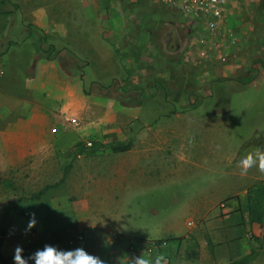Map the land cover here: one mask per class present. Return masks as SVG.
Wrapping results in <instances>:
<instances>
[{
	"label": "crops",
	"instance_id": "crops-1",
	"mask_svg": "<svg viewBox=\"0 0 264 264\" xmlns=\"http://www.w3.org/2000/svg\"><path fill=\"white\" fill-rule=\"evenodd\" d=\"M36 1L32 0L28 5L38 6L39 4L33 5ZM40 1L43 2L39 5L43 8L42 14L40 20H34V23L42 29L50 43L48 48L53 47L51 43L58 38L61 31L67 34L66 29H71L72 45L75 50L70 51L66 47L58 48L54 45L52 48L54 52L50 54L53 57L36 59L33 83L31 79L25 80L27 86L32 85V89L29 90L30 100L25 101L28 111H25L24 122L3 131L4 141L0 143V150L10 151L8 159L10 166L19 167L25 163L26 168H37L31 171L37 176H42L50 158L60 156L65 170L61 173L64 174L61 181L65 183L63 193L53 196L44 194L33 201L31 207V212L36 213L35 227L48 235L49 244H59L64 237L61 232L77 228L87 233L84 242L87 246L107 249H117L120 246V249H125L132 243L136 248L141 247L142 240L145 239L126 238L124 232L114 229L115 218L111 214L113 211L107 209L105 205L110 206L118 197H129L131 193L143 189L145 184L159 183L162 175L176 176L184 163L200 164V167L208 168V153L210 149H214V144L210 143L208 138L209 129L198 128L194 136L199 137L192 139L185 122L167 120L158 123V115L154 114L150 118L147 117L150 121L146 123V119H141L142 111H137V116H134V119L139 120L136 128L129 126L131 123L127 125L124 122L122 128L116 130L98 127L102 121L95 119L90 122L88 129L81 125L78 129L60 130L54 134L56 131L51 133L49 130V120L57 117L63 119L68 114L81 113L83 110L82 115L91 110L95 111L94 105L88 104L114 102L112 96L97 97L94 94L97 92L96 89L91 90V95L84 94L82 90L84 75L79 74L84 62L76 57L79 54L76 41L89 42L90 38H98L104 41L103 48L110 49L108 39L113 38L114 44L119 41L122 51L130 49L127 55L130 59L126 58V62L130 63L129 71L124 75V79H118L115 86L117 88L124 87L125 84L136 86L138 93L131 95L136 110H139L145 103L142 98L143 89L140 90V87H153L156 84L163 86L168 74L172 76L171 72L175 69L180 71L183 67L186 69L190 67L193 51L187 47V37L191 29L198 32L196 28L201 27L200 21L183 10L166 9L157 0ZM67 6L71 7L69 17L52 16L46 11L50 7ZM98 11L101 13L98 14ZM81 21L88 22L90 35L87 36L81 30ZM182 23L187 27V31L180 34L179 25ZM81 32L83 33L80 34ZM206 33L216 41L204 38L202 32L194 33L193 36L204 46L206 43L210 45V54L216 55L218 62H209V54L206 53L205 56L203 48L200 55L206 60L201 62V69L215 70L218 76L215 79H204L198 93H209V90H204L202 86L205 84L209 88L213 87L212 83L215 81L217 93L227 92L229 89L241 91L247 86L242 81L245 75L243 78L240 75V78L235 72H245L250 77L256 72L264 71V0H225L223 19L218 23L216 30H206ZM45 52V48L39 51L42 56L46 54ZM148 67L154 73H151ZM250 84H254V79ZM111 86L112 83L104 86L96 82L91 84L94 88ZM127 98L128 93L117 99L127 101ZM33 101H40L42 105L34 106ZM190 101L194 99L190 98ZM38 107H41L44 113L34 112ZM86 116L89 115H84V118ZM108 116L107 114L106 117ZM87 139L90 145L87 144ZM113 140L130 142L131 146L123 151L105 150L106 145ZM189 149L190 153L204 150L205 158L193 160L187 154ZM230 163L233 162L226 159L220 161V166L228 169L224 172L232 175V178L225 181V187L218 185L210 187L208 181L202 178L205 186L202 185L200 191L191 196L189 204L185 207L186 213L192 218L185 220L175 218L168 225V230L173 232L171 236L190 234L199 242L201 256L190 259L188 264H228L249 253L252 247L255 248L256 245L259 247L263 240L258 224L249 220L245 209V194L250 186L264 181V172L254 165L242 173L239 159L235 165L231 166ZM48 184L50 183L44 180L41 187ZM53 189L61 190L58 187ZM104 200H107V203ZM66 201L70 203L68 210L61 204ZM52 208H61L58 212L61 215L68 211L69 216L74 218L76 227L74 223H70L69 226L62 225L58 228L53 227V222L44 221L43 219L50 217L47 213H51ZM184 226L187 231L180 234ZM239 230H243L247 239L243 245L238 243ZM51 232L60 233L59 242H51L49 239ZM112 232L119 233L116 239H112ZM204 236L214 245L213 250L218 249L220 255L223 251L226 257L214 254L213 258L208 255L207 258L212 260L206 263L202 259L207 242ZM106 254L103 257L108 260Z\"/></svg>",
	"mask_w": 264,
	"mask_h": 264
},
{
	"label": "rangeland",
	"instance_id": "rangeland-1",
	"mask_svg": "<svg viewBox=\"0 0 264 264\" xmlns=\"http://www.w3.org/2000/svg\"><path fill=\"white\" fill-rule=\"evenodd\" d=\"M31 1L8 0L6 3L0 2V143L4 141L3 131L24 122L25 111H28L25 101L30 100L29 90L32 89V85L31 87L27 86L25 80L31 79V83H33V77H35L34 62L36 59L53 57L50 54L54 52L52 49L54 45L58 48L61 46L66 47L70 51L75 50L72 45L73 31L71 29H66L68 30L67 34L61 31L57 36L58 38L51 43L53 47L48 48L50 43L46 40L42 29L34 23V20H40L43 8L39 5H42L43 2L37 0L33 5L39 4L38 6H29L28 4ZM164 7L172 10L175 8L180 11V8L176 6ZM69 10H71V7L68 6L46 9L47 14L49 11L52 16L56 17H69ZM99 13L101 11H98ZM102 13L104 12L102 11ZM79 19L81 20V17ZM114 24L116 25L117 22H114ZM200 25L201 27L196 28L198 32L191 29L187 37V47L193 51L190 67L187 69L183 67L180 71L175 69L171 72L172 76L168 74L163 86L156 84L153 87H140V90L143 89L142 98H144L145 103L139 110H136V104L132 101V95L138 93V89H135L136 86L125 84L124 87H120L121 89L115 86L118 79H124V75L129 71L130 63L126 62V58L130 59L127 56L130 49L126 50L127 53H125L120 49L119 41L113 43V38L108 39L110 49L103 48L104 41L98 40V38H90L89 42L79 40V43L75 40L79 49V54L76 57L84 62L79 72L80 75H84V78H82L84 94L91 95V90L96 89L97 92L94 94L97 97L112 96L114 102L88 104L89 106L94 105L95 111L90 109L91 112L88 110V113H84V115H89L86 118L82 115L84 110L81 113L68 114L63 119L61 117L51 118L49 120L51 133L56 131L54 133L56 134L60 130L70 131L72 128L78 129L81 125L88 129L90 122L92 123L95 119L102 121L98 125L101 128L120 129L124 122L127 125L131 123L129 126L136 128L139 125V120L134 119V116H137V111H142L140 116H142L141 119H146V123L150 121L147 120V117L150 118L154 114L158 115V123L167 120L178 121V123L185 122L192 139L199 137L198 135L194 136L195 130L198 128L209 129L208 138L210 143L214 144V149H210L208 153L209 169L200 167V164L184 163L176 176L162 175L159 183L145 184L143 189L131 193L129 197H118L111 202L113 204H110V206L105 205L107 209L113 211L111 214L115 218L114 229L124 232L127 235L126 238L145 239L142 240L141 247L136 248L135 245L130 243L125 249H120L119 246L117 249L109 248L111 251H108L107 248L87 246L84 243L87 239L85 230L73 228L64 233L61 232L64 237L56 245L58 248L69 250L82 247L89 254L103 261V264H130L138 256L147 260L149 264H153L157 257L162 258L160 264H188L190 259L201 256L200 245L195 240L194 235L171 236L173 232L171 233L168 230V225L175 218L178 220L192 218L186 213L187 209L185 207L189 204L191 196L199 192L202 185L205 186V183L201 181L202 178L208 181L210 187L217 185L225 187V181L232 178V175L226 171L224 172L228 169L220 166L221 159L232 161L233 163H230L232 166L244 154L251 153L255 155L257 152H264V71L256 72L250 77L245 72H235L237 77L245 75V79L242 81L247 86L241 91L229 89L227 92L217 93L215 91L217 82L215 81L212 83L213 87L210 86L209 88L205 84L202 86L204 90H209V93H198L200 84L204 79H215L218 76L215 70L201 69V62L206 60L205 57L200 55L203 48L204 55L209 54V62H218V58H216V55L210 54L211 47H209V44L206 43L204 46L193 36L194 33L202 32L201 35L204 38L211 39V36L206 33V29L202 27V22H200ZM179 26L180 34L187 31L184 23ZM81 30L87 36L90 35L88 22L81 21ZM211 40L216 41L214 38ZM43 48L46 49V54H44L46 56L39 53ZM253 79L254 84H250ZM93 82L102 86L112 83L113 86L94 88L91 87ZM126 93L129 94L128 102L117 99ZM122 98L124 99V97ZM190 98L194 101L191 102ZM33 104L34 106L42 105L40 101H33ZM34 112L44 113L41 107H38ZM176 113H178V117H176ZM107 114L112 117H106ZM72 119L74 120L72 121ZM142 121L140 120V122ZM117 141L119 140H113L112 142ZM105 150L110 151L111 149L106 145ZM67 153L66 156L68 157ZM187 154L195 161L205 158L204 150L198 153H190L189 149ZM9 155L10 151L0 150V233L4 232L0 250L5 262L13 264V250L17 245L24 249L22 255H28L35 249L49 244L47 241L48 235L38 230L37 227L34 226L32 227L34 229L31 228L25 232L32 203L37 200L30 199V196L42 189V181L46 180L50 184L56 180L58 182V179L60 181L64 176V174H61L64 168L60 156L57 155L48 160V166L44 169L42 176H37L34 172L31 173L32 170L37 168H26L25 163L19 167L10 166L8 164ZM231 166H228V168L232 169ZM54 187L61 190L53 189ZM54 187L45 190L41 197L44 194L49 196L62 194L65 183L60 181ZM61 204L63 208L68 210L69 201ZM50 210L51 213L49 211L47 213L50 217L43 220L53 222V227L69 226L70 223H74V227H76L73 221L74 218L69 216L68 211H66V214L61 215L58 213L61 208ZM41 223L43 224L42 220ZM186 231L184 226L180 234H185ZM178 232L179 230L176 231L177 234ZM239 233L238 243L243 245L247 239L243 230H239ZM118 234L112 232V239H116ZM79 235L82 236V239H78ZM168 237L180 239L179 241L177 239L166 241L165 239ZM153 238L156 239L148 240ZM157 239L162 240L163 246L160 249L154 245V241ZM206 241V251L202 257L206 263H210L212 260V258H207L208 255L213 258L215 257L214 254L226 257L223 251L220 255L218 249L213 250L214 245L210 240L206 238ZM252 249L256 250V254L247 264H264V238L259 247L256 245ZM120 251L122 252L120 253ZM105 252L109 253L106 254ZM105 254L108 255V260L103 257ZM127 257L128 259H126ZM0 264L2 263L0 262ZM29 264H31V261H29Z\"/></svg>",
	"mask_w": 264,
	"mask_h": 264
},
{
	"label": "clouds",
	"instance_id": "clouds-1",
	"mask_svg": "<svg viewBox=\"0 0 264 264\" xmlns=\"http://www.w3.org/2000/svg\"><path fill=\"white\" fill-rule=\"evenodd\" d=\"M240 171L246 172L252 166L258 167L261 172H264V152H257L255 155L251 153L244 154L239 160ZM36 213H29V221L25 232L30 230L36 224ZM24 249L17 245L13 250V264H103L98 257L89 254L82 247L64 250L58 248L54 244H45L42 248H37L28 255H22ZM161 257H157L153 264H160ZM130 264H149L140 256L135 257Z\"/></svg>",
	"mask_w": 264,
	"mask_h": 264
},
{
	"label": "trees",
	"instance_id": "trees-1",
	"mask_svg": "<svg viewBox=\"0 0 264 264\" xmlns=\"http://www.w3.org/2000/svg\"><path fill=\"white\" fill-rule=\"evenodd\" d=\"M7 1L8 0H0L1 3H6ZM107 145L112 151H123L131 146L130 142H121V141L110 142ZM60 181L55 182L54 184L46 185L38 192L31 194L30 199H38L39 197H41V195L44 193L45 190L56 186L57 183H59ZM245 209L248 213L250 222L258 224L259 228L261 229L260 237L263 239L264 238V181L255 183L254 185L250 186L247 189L245 194ZM3 234L4 232L0 233V246L3 239L2 237ZM49 239H51V242H59L60 233L51 232L49 235ZM174 239H177L179 241L180 238L168 237L165 240L170 241ZM154 243L158 249L162 248L163 246L161 239H157L156 241H154ZM255 254H256V250L251 249L249 253H247L246 255H243L242 257L238 258L237 260H233L228 264H246L255 256ZM0 262L2 264H7L5 262V258L2 255L1 251H0Z\"/></svg>",
	"mask_w": 264,
	"mask_h": 264
},
{
	"label": "built area",
	"instance_id": "built-area-1",
	"mask_svg": "<svg viewBox=\"0 0 264 264\" xmlns=\"http://www.w3.org/2000/svg\"><path fill=\"white\" fill-rule=\"evenodd\" d=\"M160 4L169 7H178L196 20L202 22V27L208 31L217 29L223 19L225 0H157ZM74 119H72L73 121ZM90 145V142H87ZM78 239H82L79 235ZM155 245V244H154Z\"/></svg>",
	"mask_w": 264,
	"mask_h": 264
}]
</instances>
